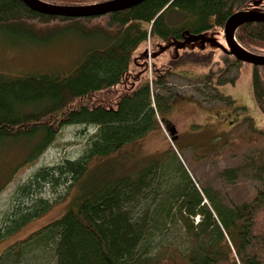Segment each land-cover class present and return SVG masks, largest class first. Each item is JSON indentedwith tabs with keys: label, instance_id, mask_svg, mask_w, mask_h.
Returning <instances> with one entry per match:
<instances>
[{
	"label": "trees",
	"instance_id": "trees-1",
	"mask_svg": "<svg viewBox=\"0 0 264 264\" xmlns=\"http://www.w3.org/2000/svg\"><path fill=\"white\" fill-rule=\"evenodd\" d=\"M42 1L81 6L108 0ZM247 9L264 12V0H146L92 17L46 15L20 0H0L5 43L46 44L71 32L103 43L84 48L67 73L0 75V140L36 145L22 165L52 145L64 126L95 130L76 159L40 168L18 187L14 206L0 222V240L50 207L42 198L46 187L56 192L57 185L73 186L94 157L141 139L171 110L176 95L166 84L168 70L139 77L127 92H112L140 45L223 28L230 15ZM235 37L245 50L264 55V23L245 22ZM242 64L251 67L254 102L264 113V66ZM166 127L173 134L169 122ZM169 154L148 160L132 175L85 177L66 212L6 246L0 264H264V160L247 168L258 181L253 199L229 206L210 188H197ZM222 175L230 180L236 172L229 168Z\"/></svg>",
	"mask_w": 264,
	"mask_h": 264
},
{
	"label": "rangeland",
	"instance_id": "rangeland-1",
	"mask_svg": "<svg viewBox=\"0 0 264 264\" xmlns=\"http://www.w3.org/2000/svg\"><path fill=\"white\" fill-rule=\"evenodd\" d=\"M222 30L213 27L197 38L180 41L150 39L134 51L127 73L112 92H127L139 77L148 75L151 79L155 72L168 70L166 84L176 95L171 110L141 139L122 145L107 156L94 157L89 161L86 178L132 175L148 160L168 151L197 188H210L227 205L253 199L258 181L252 173L248 175L247 168L253 160L261 163L264 160V113L254 102L251 67L226 52ZM93 45L103 43L97 39H81L74 32L46 44L12 45L0 39V75L67 73L82 59L84 48ZM144 64L146 70L141 71ZM98 96L101 97L94 98ZM167 122L174 127L173 134L167 129ZM94 132L92 126H64L52 145L23 165L22 162L33 156L35 143L31 147L22 140H0V222L14 206L18 187L34 171L76 159L83 152L87 135ZM229 168L236 172L234 179H225L222 175ZM168 171L173 181L178 180L177 172ZM85 177L73 186L57 185L56 192L46 187L42 198L51 202L50 207L13 234L4 236L0 240V253L6 246L25 239L64 214L79 187L86 185Z\"/></svg>",
	"mask_w": 264,
	"mask_h": 264
},
{
	"label": "water",
	"instance_id": "water-1",
	"mask_svg": "<svg viewBox=\"0 0 264 264\" xmlns=\"http://www.w3.org/2000/svg\"><path fill=\"white\" fill-rule=\"evenodd\" d=\"M21 3L27 5L30 9L44 13L46 15H62L67 17H92L103 15L109 12L125 10V8L133 7L146 0H108L102 1L101 3H92V5H56L44 2L42 0H20ZM262 22L264 23V12L257 9H247L244 11L234 12L228 17L223 24V38L225 39V50L234 59H237L241 63H250L253 66H264V55L253 54L247 49L245 50L238 43L235 37V30L239 25L245 22ZM199 35H193L190 38H197ZM178 41V40H176ZM146 55V54H145ZM156 56V53L154 54Z\"/></svg>",
	"mask_w": 264,
	"mask_h": 264
}]
</instances>
